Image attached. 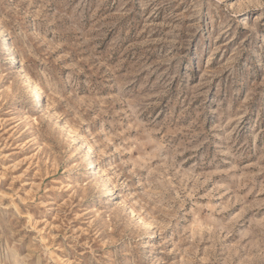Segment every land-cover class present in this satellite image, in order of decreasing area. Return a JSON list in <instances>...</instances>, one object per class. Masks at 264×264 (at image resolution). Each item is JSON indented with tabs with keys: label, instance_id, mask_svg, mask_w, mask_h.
Instances as JSON below:
<instances>
[{
	"label": "rangeland",
	"instance_id": "rangeland-1",
	"mask_svg": "<svg viewBox=\"0 0 264 264\" xmlns=\"http://www.w3.org/2000/svg\"><path fill=\"white\" fill-rule=\"evenodd\" d=\"M0 264H264V0H0Z\"/></svg>",
	"mask_w": 264,
	"mask_h": 264
}]
</instances>
